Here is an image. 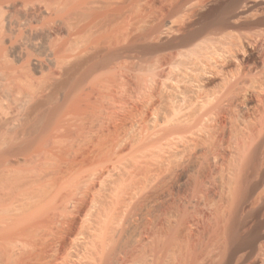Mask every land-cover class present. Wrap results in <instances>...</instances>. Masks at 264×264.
<instances>
[{
  "label": "bare ground",
  "instance_id": "obj_1",
  "mask_svg": "<svg viewBox=\"0 0 264 264\" xmlns=\"http://www.w3.org/2000/svg\"><path fill=\"white\" fill-rule=\"evenodd\" d=\"M227 1L0 0V145L14 152L38 146L42 149L31 155L39 157L86 148L89 155L115 145L127 105L143 88L140 62L163 52L153 68L157 89L173 83L167 87L168 128L163 124L169 162L199 148L206 158L219 160L231 151L229 161L239 163L232 174L246 176L264 145V0ZM212 3L219 9L205 15ZM247 184H233L236 216L219 229L221 264H231L242 252L239 264H264L262 226L244 232L238 218L254 203L255 189ZM15 217L3 218L0 234L15 231L31 238L36 220H27L22 230L23 221ZM195 238L189 226L184 246L195 245L200 239ZM174 241L170 249L176 248ZM17 246L0 255L1 264H42L44 253L32 242L30 250ZM207 257L216 259L211 252Z\"/></svg>",
  "mask_w": 264,
  "mask_h": 264
},
{
  "label": "rangeland",
  "instance_id": "obj_2",
  "mask_svg": "<svg viewBox=\"0 0 264 264\" xmlns=\"http://www.w3.org/2000/svg\"><path fill=\"white\" fill-rule=\"evenodd\" d=\"M219 7L212 3L203 13L210 14ZM161 53L148 55L147 60L145 58L140 62L143 88L134 97L136 101L130 102H136L134 107L130 103L127 105L117 144L89 155L86 148L79 154L74 149L68 153L55 152L52 156L44 153L43 157L36 155L42 149L37 150L38 146L14 152L10 145H0V229L5 221L3 218L17 216L23 221L22 230H26L27 220L35 219L38 212L42 213L35 219L36 227L31 238L15 231L1 233L0 255L12 250L15 245H18L15 247L18 250H26L32 242L44 253L42 264L225 263L221 248L223 236L219 229L236 216L233 184L240 181L255 189L254 203H250L254 205H248L237 215L243 231L254 232L261 225L262 230L258 233L264 236V145L251 163L254 164L250 165L248 174L241 179H238L240 175L232 174L238 168V162L229 161L231 151H226V160H219L211 154L206 158L208 153L199 148L189 152L183 160L176 159L175 163H171V148L168 147L165 130L168 128L170 104L167 87L172 82L167 81V87L157 89L158 84L155 87L154 81V63L157 57L162 56ZM242 111L244 114L245 110ZM225 122L229 125L230 121ZM154 127H160V130ZM195 128L197 132L200 130ZM228 132L230 130L224 136L229 135ZM35 151L37 153L32 156ZM230 162L235 163L232 165ZM226 164L230 169L226 168ZM224 166L229 169V174L225 168L223 170ZM226 174L236 179L228 181ZM189 226L195 237L200 239L195 238V245L193 241L192 246L188 242L189 246H184ZM2 236L7 237L4 239ZM173 240H176L174 242L179 250L174 249L175 244L170 249ZM170 252L178 255L174 257L175 253ZM210 252L216 258L213 262L205 260ZM242 255L243 252L237 254L231 264H239ZM2 261L0 259V264ZM12 264L29 262L18 260Z\"/></svg>",
  "mask_w": 264,
  "mask_h": 264
}]
</instances>
